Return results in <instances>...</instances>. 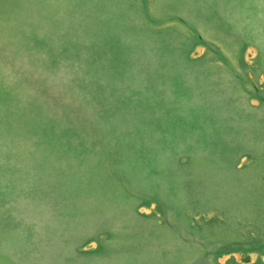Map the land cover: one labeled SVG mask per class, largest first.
<instances>
[{
	"label": "rangeland",
	"instance_id": "1",
	"mask_svg": "<svg viewBox=\"0 0 264 264\" xmlns=\"http://www.w3.org/2000/svg\"><path fill=\"white\" fill-rule=\"evenodd\" d=\"M0 264H264V0H0Z\"/></svg>",
	"mask_w": 264,
	"mask_h": 264
}]
</instances>
